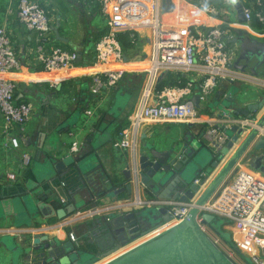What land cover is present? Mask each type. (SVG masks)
<instances>
[{"label":"crops","instance_id":"obj_1","mask_svg":"<svg viewBox=\"0 0 264 264\" xmlns=\"http://www.w3.org/2000/svg\"><path fill=\"white\" fill-rule=\"evenodd\" d=\"M36 1L44 7L50 19L52 32L48 47L59 46L76 50L79 54V61L69 69L43 71L35 58V34L27 30L18 20L17 3L10 6V0H0V27L6 28L21 62V68L9 73L7 77L17 83L15 92L17 101L28 102L33 107V114L25 131L22 132L18 128L12 130L19 138L17 148L7 145L3 134L5 121L0 112V264H16L12 242L14 239L18 241L27 232H32V234L41 232L51 238L57 236L65 239L73 231L77 234L81 244L83 241H89L88 235H91L100 248H105L110 245L111 240L102 238L100 229L103 226L98 225L97 228L93 226L86 229L88 221L134 207L141 208L149 201L146 200L148 197L142 191L139 193L136 191L129 198L123 194L118 200L104 195L95 203L94 211H91V206L88 205L79 211L82 213L80 217L78 214H73L65 219H58L56 215H52V211L65 205V202L61 200L65 196L64 192L79 190L82 179L75 171L65 174L60 183L56 178L48 179L51 173V158L61 159L69 154L79 157L86 153L87 156L83 158L86 159L89 155L92 159L83 165L82 170L90 172L88 174L98 186L103 185L101 184L103 180L116 186L125 180L126 164L135 157L136 152L143 150L142 145L146 140L154 141L159 150H167L174 145H180L181 148L185 139H191L189 136L193 134L196 140L190 141L195 142L199 151L204 155L202 163L207 169H210L211 163L216 160L214 155L217 153L205 134V129L209 126L207 122L143 123L138 129L137 146L134 151L114 147L113 141L119 132L128 126L130 117L138 107L156 98L157 85L163 77L172 74V78L177 80L181 74L185 81L189 77L194 79L197 77L182 71H162L151 80L149 69L155 57L154 38L152 31L141 29L136 31V38L130 33V37L134 40L133 44L125 49V57H127L123 64L126 70L125 77L115 87L105 89L100 95H93L90 92L91 78L98 71L94 65L95 40L93 37L95 35H90V28L93 27V14L97 11L94 9L95 3L93 0H69L72 7H78L80 12L90 16H86L88 18L85 19L86 22L83 20L84 17H77V20L73 22L70 18L72 14L68 12L69 3L66 1ZM55 1L58 2L55 3ZM176 1L170 0L173 7L166 13H175L181 20L194 13L186 5L185 0L178 1V3ZM233 1L231 2L233 7L230 8L235 10L236 19L229 21L228 17L223 15L221 18L225 23L220 24V19L212 18V24L221 25L223 28L229 25L241 26L233 25V23H239ZM225 20L231 24L228 22L226 24ZM103 28L107 29L106 23L102 25L101 29ZM55 30L64 39H57ZM98 31L100 29L95 32L98 33ZM252 33L256 34L255 31ZM254 37L264 39L259 35ZM162 73H165V76L157 80ZM249 86L252 89L243 88L242 83L222 82L209 97H200V106L196 108L202 115V119L218 118L221 112L220 105L228 90H238L234 98L239 102L240 107H243L245 103L262 102V107L257 114L264 113V90ZM41 131L46 132L43 139L40 136ZM144 134L147 135L142 138ZM245 137L243 135L239 142H234L228 154L219 159V164L211 168L210 172L203 171L205 174L207 172L202 186L204 190L222 171ZM74 145L75 150H73ZM39 146L41 148H38ZM251 149L250 145L243 157ZM23 154L30 156L29 165L23 164ZM238 165L250 166L249 161L243 159L239 160L235 167ZM8 173H14L16 179H9ZM36 196L37 201H42L47 205L40 211L34 204ZM76 199H79V195H76ZM124 199H129V201L125 202ZM164 200L166 199H160L158 202L162 203ZM170 223L172 225L174 222L171 220L166 225ZM228 225L231 227V236L234 238L236 234L234 226L231 223ZM84 229L86 233L83 232ZM137 244L138 242L133 246Z\"/></svg>","mask_w":264,"mask_h":264},{"label":"built area","instance_id":"obj_2","mask_svg":"<svg viewBox=\"0 0 264 264\" xmlns=\"http://www.w3.org/2000/svg\"><path fill=\"white\" fill-rule=\"evenodd\" d=\"M177 0L176 2L178 3ZM184 1V0H182ZM242 9L245 22L233 23L247 29L252 36L264 38V0H236ZM12 6L17 3V18L33 32L36 38L35 58L45 72L69 69L79 61L76 50L62 47H48L52 27L47 11L36 0H10ZM99 4V12L106 19V32L95 42L94 65L98 68L90 83V92L100 95L105 89L115 87L125 75V51L120 40V33L138 30L152 31L155 57L149 69L151 80L162 71H182L193 77L187 79L184 86L165 87L156 92L153 101L142 103L130 117L125 127L113 141V146L123 150H135L139 127L147 122L200 123L207 122L206 136L218 152L231 140L227 131L238 125L245 135L256 130L253 141L264 137V124L260 125L264 113L251 116L225 114L218 118H204L192 101L195 92L200 97H209L222 82L244 83L264 90V77L253 76L233 67L238 57L239 48L229 43L232 37L229 26L212 24L211 19L227 18L233 7L230 0H185L186 5L194 11L184 20L178 15L163 13L162 0H93ZM231 5V6H230ZM231 9V8H230ZM226 24H227V20ZM230 23V22H228ZM231 24V23H230ZM261 31H256L255 28ZM255 31L256 34L252 32ZM21 68L13 42L4 26L0 27V112L5 124L3 134L7 145L17 148L19 138L12 132L18 128L25 131L33 114V107L25 101H17V83L7 75ZM149 93H147L148 95ZM145 95V96H147ZM76 146H73V150ZM30 156L23 154L22 162L29 165ZM218 190L204 204L198 203L204 192L202 172L195 178L199 190L188 201L164 200L172 214V227L184 221L193 208L198 209L196 221L201 230L217 246L218 238L203 223V213L224 218L234 226V244L239 250L259 263L261 252L264 255V172L252 166H236ZM11 180L14 173H8ZM78 217L82 213H76ZM91 214V213H89ZM77 217V218H78ZM167 224V223H166ZM166 224L164 226H166ZM168 228V227H167ZM69 237L74 240L75 233ZM217 238V239H215ZM264 264V262H262Z\"/></svg>","mask_w":264,"mask_h":264},{"label":"water","instance_id":"obj_3","mask_svg":"<svg viewBox=\"0 0 264 264\" xmlns=\"http://www.w3.org/2000/svg\"><path fill=\"white\" fill-rule=\"evenodd\" d=\"M233 3L237 11L238 22L242 24L245 19L241 6L237 2L233 1ZM172 7L170 0H162L163 13L170 11ZM228 28L232 35L229 43L236 44L239 48L238 57L234 61L233 67L253 76L259 75V71L264 68V39L252 36L247 29L241 26H229ZM55 34L57 39H64L59 36L56 30ZM163 76L165 73H162L157 80ZM229 83L233 84L232 81ZM236 93L238 90H228L222 105H220L219 117L223 114L229 117L237 115L249 117L262 107V102L259 101L245 103L243 107H240L241 105L234 98ZM199 100L200 94H194L192 101L196 107L200 106ZM259 124H264V115ZM45 133L40 132L42 139L45 138ZM255 133L256 130L254 129L245 135L243 129L238 125H233L227 131L231 140L220 151H216L217 153L214 155L216 160L211 163L210 169L217 166L219 159L228 154L234 142H239L243 135L246 137L231 155L222 171L199 197L198 203L200 205H204L210 199L239 160L249 161L250 166L264 172V153L258 152V150L264 149V137H259L253 141ZM146 135L144 134L142 138ZM189 137L191 139H185L181 148L180 145H174L167 150H159L154 141L146 140L142 145L143 150L136 152L135 157L126 164L125 180L116 186L105 180L101 183L104 185H101L103 187L98 186L88 174L90 172L82 170L83 165L92 159L89 155L84 159L87 156L86 153L79 157L69 154L61 159L51 158V173L48 179L56 178L57 182L60 183L62 177L70 171L77 172L82 179L79 190L66 191L64 198H60L62 202H65V205L52 211V215H56L58 219H65L76 214L88 205L91 206L90 210L94 211L95 203L104 195L118 200L123 194L129 198L136 191L137 193L142 191L148 197L146 200L149 201L143 204L141 208L134 207L127 211L114 212L88 221L86 229L93 226L97 228L98 225H101L103 226L100 229L102 238L111 240L105 251L100 248L97 241H94V246L90 251L93 253L91 254L93 257L90 259L84 251L83 243L73 241L68 237L61 239L54 236L51 238L41 232L33 234L27 232L18 241L14 239L12 242L15 263L96 264L164 227L167 222L172 220V214L169 212L168 205L159 203L158 200L188 201L199 190V185L195 183L196 176L204 170L210 172V169H207L202 163V159L205 157L197 148V144L190 141L196 140L195 136L190 134ZM250 145L252 149L243 157ZM76 195H79V199H76ZM37 199L38 197L34 200V204L40 211L47 205L42 201H37ZM127 200L129 201V199ZM127 200L125 202H128ZM197 214L198 209L193 208L184 221L163 229L134 248L117 255L115 259L106 264H233L221 248L201 230L196 221ZM202 216L204 224L208 225L215 234L220 235L226 242L232 243L233 248L238 253H242L234 244L231 234L222 230V226L213 214L203 213ZM83 232L86 233L87 231L84 229Z\"/></svg>","mask_w":264,"mask_h":264},{"label":"rangeland","instance_id":"obj_4","mask_svg":"<svg viewBox=\"0 0 264 264\" xmlns=\"http://www.w3.org/2000/svg\"><path fill=\"white\" fill-rule=\"evenodd\" d=\"M61 1H66V3H69V0H61ZM232 2V0H230ZM58 1H55V3H57ZM68 7L70 8V10H68V12H70L72 14V16L70 17L71 20L73 22H75L77 20V17H84V21L86 22V20L88 19L87 17H90L88 14L85 15L86 13H82L80 12V9H77L76 7H72L70 5V3L68 4ZM76 8V9H74ZM228 10H229V15H227L228 20L229 21H233L236 19V12L235 10H231L228 6H227ZM87 16V17H86ZM86 19V20H85ZM106 19L105 17L99 12V11H95V14H93V24H92V28L91 29V33L90 35L94 36L96 34V30L101 29L102 25L105 24ZM256 31H261L260 28H255ZM93 45V43H92ZM259 75L260 76H264V68H262L259 71ZM243 88L246 87H250L249 85H246L244 83H242ZM252 89V87H250ZM204 103V102H203ZM204 105V104H203ZM259 153H264V149L258 150ZM218 223L222 226V230L225 232H228L231 234V227L228 225V221H226L224 218H221L219 216H215ZM227 224V225H224ZM208 226V225H207ZM214 235H216L214 232H212ZM217 238L219 239V247L221 248V250L225 253V255L229 258V260L233 263V264H262V262H264V255L259 252L258 255L260 257L259 263L257 262H253L250 260V258L248 256H246L244 253H238L232 246V243L226 242L222 237H219L218 235H216ZM234 241V239H232ZM231 242V241H230Z\"/></svg>","mask_w":264,"mask_h":264},{"label":"trees","instance_id":"obj_5","mask_svg":"<svg viewBox=\"0 0 264 264\" xmlns=\"http://www.w3.org/2000/svg\"><path fill=\"white\" fill-rule=\"evenodd\" d=\"M94 9L99 11V4L98 3H95ZM106 30L107 29H105V28L100 29V31H98V33L95 34V36L93 37L95 42L106 32ZM130 33H131L130 31L120 33V40H121V44H122L124 51L126 48H128L129 46H131L133 44V40H134V38H136V32L134 33V38L130 37ZM124 77H125V75H124ZM172 77H173L172 74H169L168 76L163 77L162 80L159 81V84L157 85V91H161L165 87L184 86L186 84V81H185L184 77L181 76V74L178 76L179 79H177V80L175 78H172Z\"/></svg>","mask_w":264,"mask_h":264},{"label":"flooded vegetation","instance_id":"obj_6","mask_svg":"<svg viewBox=\"0 0 264 264\" xmlns=\"http://www.w3.org/2000/svg\"><path fill=\"white\" fill-rule=\"evenodd\" d=\"M69 235V234H68ZM82 235V234H81ZM89 237V241L88 240H86V241H83L82 243H83V245H84V251L87 253V257H89V259L90 258H92L93 257V255H91V254H93V253H90V251L92 250V248H93V246L91 245V244H93L94 245V241H93V239H92V236L91 235H88ZM69 239H71L70 237H68ZM81 238V237H80ZM79 238H78V236H77V234H75V239L73 240V241H78V242H80V239L78 240ZM72 240V239H71ZM91 241H92V243H91ZM81 243V242H80ZM109 246H106L105 248H102V250L103 251H105L107 248H108ZM109 257H111V256H108V257H106L107 258V260L103 263V264H106V263H108V262H110V261H112L113 259H115L117 256H115V257H111V258H109ZM106 258H104V259H106ZM104 259H102V261L104 260ZM101 261V262H102ZM100 262H98V263H96V264H99Z\"/></svg>","mask_w":264,"mask_h":264},{"label":"bare ground","instance_id":"obj_7","mask_svg":"<svg viewBox=\"0 0 264 264\" xmlns=\"http://www.w3.org/2000/svg\"><path fill=\"white\" fill-rule=\"evenodd\" d=\"M170 225H171V223L168 224V225H166V226H164V227H162L161 229H159V230H157V231H154V232H152V233L146 235V236L143 237L142 239H140V240L134 242L133 244H135V243H137V242H138V244H139V243H141V242H143V241H145V240H147V239L153 237L156 233L161 232L163 229H166V228L169 227ZM133 244H130L129 246H127V247H125V248L119 250L117 253L113 254L111 257H115V256H117V255H119V254H123V253H125L126 251H128V250L134 248L136 245L133 246ZM138 244H137V245H138ZM132 246H133V247H132ZM111 257H109V258H111ZM106 260H107V258L104 259L102 262H104V261H106ZM102 262H100L99 264H103Z\"/></svg>","mask_w":264,"mask_h":264}]
</instances>
